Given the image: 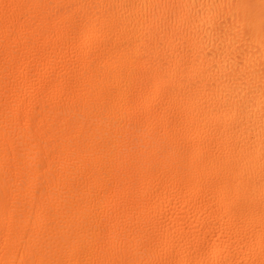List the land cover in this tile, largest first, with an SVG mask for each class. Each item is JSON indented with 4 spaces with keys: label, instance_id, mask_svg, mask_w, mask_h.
Returning a JSON list of instances; mask_svg holds the SVG:
<instances>
[{
    "label": "bare ground",
    "instance_id": "obj_1",
    "mask_svg": "<svg viewBox=\"0 0 264 264\" xmlns=\"http://www.w3.org/2000/svg\"><path fill=\"white\" fill-rule=\"evenodd\" d=\"M0 264H264V0H0Z\"/></svg>",
    "mask_w": 264,
    "mask_h": 264
}]
</instances>
